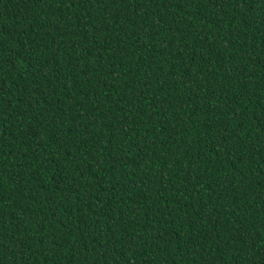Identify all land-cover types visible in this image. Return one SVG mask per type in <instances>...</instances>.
<instances>
[{
  "label": "trees",
  "instance_id": "16d2710c",
  "mask_svg": "<svg viewBox=\"0 0 264 264\" xmlns=\"http://www.w3.org/2000/svg\"><path fill=\"white\" fill-rule=\"evenodd\" d=\"M0 264H264V0H0Z\"/></svg>",
  "mask_w": 264,
  "mask_h": 264
}]
</instances>
